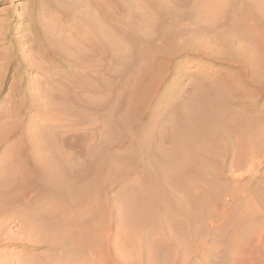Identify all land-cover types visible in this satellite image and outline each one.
Returning a JSON list of instances; mask_svg holds the SVG:
<instances>
[{"label":"bare ground","instance_id":"6f19581e","mask_svg":"<svg viewBox=\"0 0 264 264\" xmlns=\"http://www.w3.org/2000/svg\"><path fill=\"white\" fill-rule=\"evenodd\" d=\"M27 1L29 5L22 13V20L29 24L19 27L17 31L27 32L22 36V42L27 44L25 50L29 51V56L13 60L17 53L12 48L6 58L0 57L1 66L11 69L15 64V73L23 70L24 66L31 73H47L54 70V65H61L47 59L51 63L48 62V67L43 68L40 59L34 55L38 53V44H43L44 38L42 29L37 25L39 14L36 0ZM145 3L148 6L159 5L158 9L152 8L151 11L155 19L144 22L149 39L141 40L132 33H122L129 47L137 41H147L141 60L137 55L140 61L147 63L138 70L135 60L125 69V73L132 78L127 79L129 89L124 94L119 93L121 86L116 78L112 80V86L104 87V99L99 106L80 102L74 96L77 91L72 93L69 89L71 83L66 87L68 82L65 92L56 93V88L44 99L41 95L42 85L38 81L32 87L34 93L32 90L29 94L21 91L20 86L19 89L12 88L18 100L9 98V108L5 106L8 109L0 114V150L5 148L4 152L10 153L11 160L0 176V264H14L17 256L5 252V248L11 245L20 247L29 255L20 264H138L129 257L132 252L137 256V252L141 254L148 249L153 250V240H157L156 243L171 242L168 240L174 238L176 231L170 227V223L177 227V231L181 229L184 240L188 233L193 236L191 232L196 231L198 226L203 227L207 217L205 205L212 200L208 192L243 180L247 176V165L252 164L251 159L264 147V111L258 109V98L264 95V0H146ZM74 4V12L67 15L65 23L74 21L77 33L85 36L81 43L92 50L87 49V53L93 52L94 57L103 62V53L106 52L103 51V25L107 24L112 32L122 38L120 18L127 12L118 0L106 3L91 1L88 3L90 10L84 5L80 10L79 4ZM47 5L59 13L60 10L51 2ZM91 10L95 15L92 22L87 15ZM218 21L231 25L223 36L225 41L236 42L221 44L226 48L220 54L221 58L215 59L210 54L213 45L195 43L191 38L184 39L187 30L183 26ZM250 22L261 30V41L255 40L253 34L245 35L250 31ZM175 27L179 28L178 31L167 34L169 29ZM198 31L202 32L196 29L191 33L198 35ZM177 39H184V42ZM156 41L159 45L155 44ZM10 42L13 40L10 39ZM131 48L128 52H131ZM74 59L87 61L83 54H75ZM205 60L220 67L201 74H189L190 80H187L190 83L183 85L179 89L181 95H176L172 101L159 95L161 90L180 85L171 76L179 74L184 67ZM234 68L233 72L230 71ZM122 90L121 93L126 89ZM24 108L29 113L23 111ZM39 110L55 120L75 117L71 122L75 124L68 125L66 129L56 127L52 131L45 128H35L33 131L25 127L30 113ZM98 114H102V123L95 126ZM71 126L79 129L70 131ZM10 140H13L12 147L7 146ZM168 157L172 161L171 167L169 172L164 173L161 163ZM139 170L143 172V177L137 186ZM153 172L179 175V178L173 183L168 180L171 184L167 187V193L162 191L158 182H151L149 191L142 189L143 180L148 183ZM235 172L238 174L234 175ZM119 179L124 181L123 189L136 186L137 190L133 202L128 204L124 200L120 210L124 212L126 222L135 220L139 223L127 229L122 243L119 242L129 256L121 251L122 248L118 249L119 252L117 244H114V251L111 248V235L116 234L124 224L119 223L117 211H106L111 203L105 197L106 190ZM129 179L131 185L127 183ZM174 186L176 189H173ZM118 201L112 200V207ZM184 223L194 230L185 227ZM229 223H234V220ZM262 228L259 223H248L234 233L239 248L237 246L238 252L231 264L252 263L250 254L264 249ZM146 235L153 239L152 242L148 240L149 244L147 240L145 243ZM175 248H178L177 245ZM39 249L46 250L47 255L36 254ZM117 252L122 253L118 255ZM122 254L128 260L122 259Z\"/></svg>","mask_w":264,"mask_h":264},{"label":"rangeland","instance_id":"374dc122","mask_svg":"<svg viewBox=\"0 0 264 264\" xmlns=\"http://www.w3.org/2000/svg\"><path fill=\"white\" fill-rule=\"evenodd\" d=\"M62 1L61 0H36V3H37L36 9H38V11L37 10L36 11H37V14H39L37 16V25H38V27L40 26L39 27L40 30L42 29L41 34L43 35L44 42H43V44H38V51L37 52L39 54L38 53L34 54V55H36V57H38V59H40V64L43 68L48 67L47 66L48 62L49 63L55 62V64H58L61 66L55 67L56 65H54L53 66L54 70L47 72L49 74L44 73V71H43L44 74L43 73L42 74L31 73L28 69L25 68V66L23 67V70L19 71L18 73H15V70H14L16 67L15 64H13L11 66V69H5L4 67L1 66L2 62H0V66H1L0 67V109H1L0 114L4 113V111L9 108V105H10V104H8L9 98H12V100L14 99V101L18 100V97L16 98V96L12 92L13 87L17 88V89L20 88L21 91H27L26 93L29 94V92H31V90L33 91L32 87H33L34 83H38V82L42 85V87H41L42 93L41 92L40 93H41L43 99L46 98L47 96H50L51 93H54L55 91H56V93L57 92L63 93V91L65 92V86H66V83L68 82L66 87L70 86L69 89L71 90L72 93H74V91L75 92L77 91L76 93H74L75 94L74 96H76L80 102H82L86 105L89 104L88 106H99L104 99V97H103L104 96L103 95L104 94V87L105 86H112L113 85L112 80L114 78H116L119 81L121 89H123V90L126 89L124 91L122 90L123 93H121V89H120L119 93L122 95L125 92H127V90L129 89V87H127L128 86L127 85V79L128 78L131 79L132 76H130L128 73L127 74L125 73L126 67H129L131 65V63H133L136 60L135 61V67H137V69L139 70V68L143 67L147 63V61L145 62V60H144V62H143V60L140 61L141 56H142L143 52L145 51L144 48L147 46V44L145 43L147 41L143 42L144 44L142 43V41L141 42L137 41V43H142L143 45L142 44L138 45L136 43L134 45H136L137 47L136 46L134 47V45H131L129 47L128 45H130V44L124 39V35L132 33L133 35H135V37H137L141 40H145V39L148 40L149 34L146 33V27H144L145 26L144 22H149L148 20H150V19L154 20L155 19V17L152 15L151 11H152V8L158 9L159 5L151 4L150 6H148L145 3L146 0H118L120 2L122 9H124L128 13V14L126 13L122 18H120V30H121V37L122 38L118 37V35H116L115 32H112L113 30H111L107 24L103 25V30L105 29L103 38H104V41L106 42V43L104 42L105 48L103 50V51L106 50V52L103 53V54H105L103 56H105L106 58L103 57V62H100L97 59V57H94L95 54L93 52L87 53V49H88V51H92V50H89L90 48H86L84 46V44L81 43V40H83L85 38V36L83 33L82 34L77 33V31H76L77 26L74 24V21L68 20V22L65 23V21L68 19V16H70V13L74 12V7H72V5H75L74 3L79 4L80 10H81L82 6L83 5L85 6V3L87 1H89V2L86 3L87 6H85V7L88 8L89 7L88 3H90L91 1L92 2L96 1V0H70V2H69V0H65L63 2ZM107 1H109V0H101L102 3H106ZM49 2H51L52 5H54L56 8H58V10H60V11H58L59 13H57L54 8L52 9V8L48 7L47 4ZM66 3H68V4H66ZM70 4H71V6H70ZM28 5H29V3L27 0H0V57L6 58L7 53H9L12 48L16 49V53H17V55L12 57L13 60L17 57H25L26 58L29 56V51L25 50L27 47V44H24V42H22L23 41L22 36L24 34H26L27 32L23 31V32L18 33V31H17L19 27H22L25 25L28 26L27 24H29L28 21L22 20L23 19L22 13L25 9H27ZM144 13L145 14L147 13V15H145ZM87 15L89 18L88 20L90 22H92L91 19L92 20L95 19V15L92 12V10L89 11V13ZM149 15L151 17H149ZM64 18H66V19H64ZM168 22H170V21H168ZM218 22L219 23H217V22H212L209 24L204 23L203 25L200 24V22H196L194 24H187V25L183 26L184 30H187L186 35H184V39L187 40V38L188 39L191 38V39H193V42H195V43L198 42L199 44L201 43V44L213 45L209 52L213 57H215V59H219V58H221L220 54H222L226 51L225 50L226 48L221 44H228L229 43V42L225 41L223 36L226 33H228L231 25L229 24L230 25V27H229V25H227V23L225 24L224 21L223 22L218 21ZM248 26L250 28V31H248V33H246L245 35L247 36V35L253 34V37L255 40L261 41V33H262L261 30L256 26H252V22H250V24ZM178 29H179L178 27L177 28L175 27V29L174 28L169 29L167 31V34L172 33V32H176V31H178ZM196 29L202 30V32L198 31V33H199L198 35H197V33H196V35L193 34L194 32H196ZM191 32H193V33H191ZM75 33L78 35H76ZM122 33H124V35H122ZM10 39H12L13 42H10ZM184 39H180V40L177 39V41L183 43ZM118 40H120V41H118ZM158 43H159L158 41L155 42L156 45H159ZM250 43H252V42H250ZM229 44H236V42H231ZM253 44H256V43H253ZM110 45H111V47L113 45V47L111 48ZM118 45H120V46H118ZM122 45H123V47H122ZM115 46L118 47L117 48L118 50L116 49ZM132 46L134 47L133 49L131 48ZM74 47H76V48L74 49ZM141 47H143V48H141ZM130 48H131V52H128V51H130ZM17 49H19V50H17ZM134 49H136V50H134ZM68 50H70L71 53ZM77 51H79V52L81 51V52L77 53ZM108 51H110V52H108ZM136 52H137V54H134L136 56L135 57L133 55V53H136ZM30 53H32V52H30ZM65 53H66V55H65ZM75 54L85 55L87 61H80V60L76 61L74 59ZM87 55L90 58L91 57L94 58V60H93V58L91 59L93 62L90 60V58ZM125 55L128 57H126ZM137 55L140 58V60H139V58H137ZM49 56H50V58H49ZM60 56L62 58H60ZM51 58L53 59V61ZM125 58L127 61H125ZM47 59L50 60L51 62L48 61ZM94 61H96V62H94ZM104 61H106V62H104ZM84 62H86V63H84ZM129 62H130V64H129ZM137 62H138V64H137ZM29 63L31 64V62H27V64H29ZM90 63L93 65H91ZM96 63H99V64H96ZM195 63L191 67H184L183 69H181V72L179 74H177L175 76H171V78L177 79L176 81L180 82L179 83L180 85H173L170 88H167L165 90H161L159 92V95L161 97L165 98L166 100L169 99L168 101H172L176 95H178V96L181 95V94H179L180 93L179 89H181L183 87V85H185L186 83H188V82L190 83V81H188V80H190V78L188 77L189 74H192V73L194 74V72H195V74L196 73L201 74L203 71L209 72V71H213L214 69L220 67L219 65L212 64L211 61H209V60H205L204 62H200V64H197V63L195 64ZM94 65L95 66L98 65L101 67L97 66V68H96ZM103 65H104L105 69L102 67ZM234 70H235V68L231 69L230 71L233 72ZM90 72H92L95 75V77H93L94 75ZM97 73L99 75H96ZM100 73L102 74V76L104 78L102 76L100 77ZM59 74H61V76ZM66 74H68V75H66ZM65 77L69 81L66 80ZM55 79H58L59 81L55 82ZM89 81H91L90 83L92 85H90L88 83ZM104 81L107 84H105ZM80 82H82V83H80ZM99 82L102 83L104 86H102V84H100ZM52 83L53 84L55 83L54 87H52V85H53ZM11 84L14 86H12ZM60 84L62 85V88H61ZM97 84L99 85V87ZM110 84H112V85H110ZM87 86H88V88H87ZM191 87H190V89H192ZM74 88H75V90H74ZM91 89H93V90H91ZM94 89H96V90H94ZM87 92H89V93H87ZM9 93H10V95H9ZM33 93H34V91H33ZM98 93H100V94H98ZM188 93L185 94L184 96H187ZM46 94H48V95H46ZM164 96H166V97H164ZM43 99H41L40 101L42 102ZM248 100H249V98H248ZM3 106H4V108H2ZM5 106L8 108H5ZM259 108L262 109V111H264V109H263L264 108V95H261L260 98H258V109ZM23 111H27L26 108H24ZM27 113H29V112L27 111ZM83 113L87 115V113L85 111H83ZM98 116L96 117V122L94 123L95 126L97 125V123H98V125H101V123H102V117H101L102 114H100V115L98 114ZM97 118H100V119H97ZM74 119H75V117L74 118H66V120L51 119L50 116L44 114L42 110H39V111H36V113H30L28 118H26L24 124H25V127H28L33 131L35 128H45L47 131H52V129H54V130L57 129L56 127L61 128V129H66L68 125H71V124L74 125L75 123H71L74 121ZM76 129H79V128L78 127H72V126L69 128L70 131L71 130L74 131ZM97 131L99 132L98 128H97ZM12 143H13V140H10L8 142L7 146L9 145V147H12L13 146ZM4 149L5 148H3V150L2 149L0 150V176L3 175L2 173L4 171V168L11 164V160L9 158L10 153L4 152ZM9 160H10V162H9ZM251 160H253L252 164L250 163L247 165V169H248L247 176L243 180H240V182H237V183L228 184V185H226V187H222V188L216 187L212 191L208 192L207 195L210 196L212 198V200L210 203L205 205L206 207H205L204 211H205L207 217L203 221V227L198 226L196 231H194V232L191 230L192 231L191 233H193V236L190 233H188L185 237V240H184L182 234L180 233L181 229L178 228L179 231H177V229H176L177 227H175L172 223H170L171 224V225L169 224L170 227L173 229L175 228L174 231H176V233L173 235L174 238L170 237L168 240L171 242H167V241L165 242L164 241L163 243L157 242V243H159V244H157L156 243L157 240H153L152 237L149 238V236L146 235V237L144 236L145 237V243H146V240H147V244H149L148 240H150V242H152L151 240H153L154 241L153 244H154L155 248H153V250H151L152 248L148 249V251H145L141 254H139L137 252V253H135V255H137V256L132 255V254H134V252H132V254L130 253L131 255L129 256V252H127L123 249V247H122L123 244L120 245V243H119L122 239H124V236L127 232V229L134 228L135 226H137L139 224V223H136L135 220H131L129 222H126L127 220L123 219L124 218V212L120 211L121 210V204L123 203L124 200H126V203H128V204H131L133 202L132 201L133 196H135L137 194V190L135 189L136 186H134L133 188L123 189L124 188L123 187L124 186L123 179L117 180V182H115L113 186L108 187L106 190V196L105 197H107L111 202L109 209H106V211H107V213L109 211L111 212V209H112V212H113V210L117 211V215H118L117 219H118L119 223L121 224V222H123L122 224H124V226H126V227L121 225V227L118 228L117 233L111 235V237H110V241H111V245H112L111 248L113 249V247H114V249H116L114 244H117L116 245L117 250L122 248L121 251L122 252L125 251V253H127L126 256L128 255L129 257H131L132 259L137 261L138 264L139 263L140 264H231L233 262L232 261L233 258L236 257L237 252H238V249H237L238 240L236 239V234H234L235 232L239 231L246 224L255 222V223H259L263 226L262 233L264 234V147H262L259 150L258 154L254 158H252ZM171 162H172L171 158H169V157L164 158V161L161 163V164H163L162 166L164 169H162V170H164V173L169 172L168 170L171 167V164H170ZM165 169H167V170H165ZM142 173L143 172L139 170V172L136 176V180H139L137 186L139 185V182H142L141 181L142 177H143ZM236 173L237 172H235L234 175L238 174V173L237 174ZM160 174H156L153 172V174H152L153 176L152 175L149 176L150 179H149L148 183L145 182L146 180L145 181L143 180L142 184L143 185H144V183L145 184L147 183V184L144 186L142 185V189H144V190L147 189L149 191L151 189L150 186H152L151 184L153 182L157 184V182H158L162 188V191L167 193L169 190L167 187H169L171 182L173 183V181H175L179 178V175H174V174H163V175L161 174V177H158V175L160 176ZM155 176L157 177V179ZM151 177H152V179H151ZM153 178H154V180H153ZM168 180L171 182H169ZM130 181L131 180L129 179L127 183L131 185ZM248 182H252V183H250L246 186V184ZM244 185H245V187H243ZM171 186L173 187V185H171ZM148 187H150V188H148ZM154 187H156V186H154ZM173 189H176V186H174ZM119 195L122 197L121 199H120ZM116 199H119V201L117 202L115 207H112V200H116ZM127 199H128V202H127ZM219 203H221V204H219ZM118 210H119V212H118ZM232 220H234V223H229V221H232ZM240 220H243V221L239 224ZM184 221H186V220L184 219ZM184 225H186L185 227H188L190 229L192 227V226L191 227L187 226V224H185V223H184ZM119 229H120V231H119ZM192 229H193V227H192ZM156 231H158V229ZM180 237H181V239H180ZM178 241H179V244H178ZM121 243H122V241H121ZM160 243H162V244H160ZM164 243H166V244H164ZM171 244H172V247H171ZM176 245L178 248H175ZM157 247H160L161 249L163 248L164 250L163 249L162 250L164 252L160 248H157ZM111 248H110V251H112ZM238 248H239V246H238ZM114 249H113V251H114ZM117 250H115V251H117ZM0 251H1V249H0ZM118 251L120 252V250H118ZM5 252L9 253L13 256H15V255L17 256V258L13 260L14 264L22 263L23 261L27 260L28 256H29L26 254L25 251L21 250L20 247L15 246V245H11V246L5 248ZM119 252H117L118 255L122 253V252L121 253H119ZM36 254H40L41 256L45 257L47 255V251L44 249H39L38 251H36ZM124 255L125 254L120 255V257L123 256L122 259L128 260V258H125ZM139 256L141 257V259ZM148 257H149V259H148ZM249 260L252 262L251 264H264V249H262V251H258V252L253 251L249 256Z\"/></svg>","mask_w":264,"mask_h":264}]
</instances>
